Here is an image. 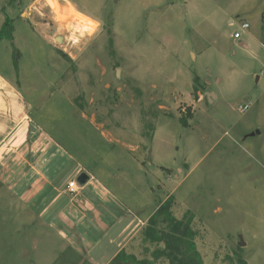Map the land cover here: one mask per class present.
Here are the masks:
<instances>
[{
	"label": "rangeland",
	"instance_id": "1",
	"mask_svg": "<svg viewBox=\"0 0 264 264\" xmlns=\"http://www.w3.org/2000/svg\"><path fill=\"white\" fill-rule=\"evenodd\" d=\"M49 4L94 33H74ZM6 17L0 76L15 93L2 107L58 145L59 187L81 164L95 179L82 187H105L130 224L115 237L81 216L21 225L0 185V264H107L169 196L176 218L194 215L204 264H264V0H0V25ZM13 120L0 112L5 129ZM139 242L126 250L142 259Z\"/></svg>",
	"mask_w": 264,
	"mask_h": 264
},
{
	"label": "crops",
	"instance_id": "2",
	"mask_svg": "<svg viewBox=\"0 0 264 264\" xmlns=\"http://www.w3.org/2000/svg\"><path fill=\"white\" fill-rule=\"evenodd\" d=\"M14 93L12 87L0 76V112L3 117L14 119L7 129L0 125V185L6 188V192L14 199L16 210L26 217L19 223L21 225L38 223L43 226L60 223L74 226L81 216L99 232L102 227L104 230L110 229L111 237L124 234L130 223L125 219V215L120 216L114 211V205L119 204L118 200L105 187L86 186L78 188L75 195L67 193V184L81 173L89 177L88 185L95 180L94 175L84 166L72 161L73 172L64 186L59 187L57 171H52V165L50 166V161L56 154L54 150L56 152L59 147L42 133L40 127L33 123L25 111L15 114L11 105L2 107L4 95ZM91 123L97 128L95 121L91 120ZM41 141H46V147L43 146L40 152H34V148ZM27 145H30L26 149L30 150L29 154L24 150ZM65 168L67 165L63 169ZM146 221L147 219L137 222L134 231L113 256L122 249L126 250L129 242L137 237Z\"/></svg>",
	"mask_w": 264,
	"mask_h": 264
},
{
	"label": "trees",
	"instance_id": "3",
	"mask_svg": "<svg viewBox=\"0 0 264 264\" xmlns=\"http://www.w3.org/2000/svg\"><path fill=\"white\" fill-rule=\"evenodd\" d=\"M12 32V20L6 17L0 27V42L11 41ZM73 103L78 106L76 99ZM185 117H190L189 110L187 115L180 118L187 126ZM174 205V196L167 197L139 231L142 259L122 249L107 264H157L161 260L167 264H204L196 244L198 233L193 228L194 215L186 211L181 218H176ZM226 260L228 264H246L238 257L236 260L227 257Z\"/></svg>",
	"mask_w": 264,
	"mask_h": 264
},
{
	"label": "bare ground",
	"instance_id": "4",
	"mask_svg": "<svg viewBox=\"0 0 264 264\" xmlns=\"http://www.w3.org/2000/svg\"><path fill=\"white\" fill-rule=\"evenodd\" d=\"M53 4L49 5L53 9V12L57 15L58 21L66 24L70 22V24L67 25V28L72 29L74 33L80 34V36L92 35L94 33L96 27L94 23L84 17H81L76 12H71L68 7L63 9L56 4Z\"/></svg>",
	"mask_w": 264,
	"mask_h": 264
},
{
	"label": "water",
	"instance_id": "5",
	"mask_svg": "<svg viewBox=\"0 0 264 264\" xmlns=\"http://www.w3.org/2000/svg\"><path fill=\"white\" fill-rule=\"evenodd\" d=\"M114 1L117 2L119 0H114ZM55 40L59 44L62 42L61 37H56ZM120 74H121V72L119 70H116L115 74H114V77L117 78V76L120 75ZM116 80H118V79H116ZM207 98H208V103L211 104L213 95L209 94V95H207ZM75 181H76L77 185L82 187L89 181V177L85 173H81V174H79L77 176ZM238 246L241 247V248L245 246V243L243 242L241 237L239 238Z\"/></svg>",
	"mask_w": 264,
	"mask_h": 264
},
{
	"label": "built area",
	"instance_id": "6",
	"mask_svg": "<svg viewBox=\"0 0 264 264\" xmlns=\"http://www.w3.org/2000/svg\"><path fill=\"white\" fill-rule=\"evenodd\" d=\"M241 29L242 30H248L249 29L248 24H242L241 25ZM239 38H240V35L238 33L233 34V39H239ZM240 110L242 112L246 111L247 110V106L241 108ZM66 191H67V193H69L71 195L77 194V192H78L77 183L75 181L69 182L67 184V186H66Z\"/></svg>",
	"mask_w": 264,
	"mask_h": 264
}]
</instances>
